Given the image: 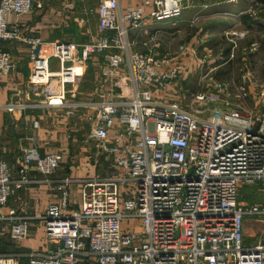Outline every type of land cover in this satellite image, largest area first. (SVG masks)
<instances>
[{"label": "built area", "instance_id": "built-area-1", "mask_svg": "<svg viewBox=\"0 0 264 264\" xmlns=\"http://www.w3.org/2000/svg\"><path fill=\"white\" fill-rule=\"evenodd\" d=\"M189 1L133 0L134 7L124 9L122 0H100L99 35L86 42L24 35L7 15L33 11L36 0L0 1V41L27 43L32 94L27 100L15 96L2 107L9 112L50 107L70 117L82 113L88 140L116 168L106 178L58 180L59 195L44 213L31 216L8 203L34 183L33 169L55 174L62 153L42 156L24 145L13 162L0 157V243L7 235L27 238L32 220L45 226L44 247L27 255L28 264H264V203L239 200L244 184H264V85L254 114L216 107L203 117L177 100L156 96L172 93L183 80L175 60L187 46L173 55L153 40L138 51L131 38L143 26L179 19ZM99 56L104 62L97 91L79 98L67 84L82 80L84 65ZM14 67L12 53L0 49V73ZM249 89L245 75L238 96H248ZM72 184L81 186L78 207L71 201ZM255 221L258 240L250 242L246 227ZM15 260L0 255V264Z\"/></svg>", "mask_w": 264, "mask_h": 264}, {"label": "crops", "instance_id": "crops-1", "mask_svg": "<svg viewBox=\"0 0 264 264\" xmlns=\"http://www.w3.org/2000/svg\"><path fill=\"white\" fill-rule=\"evenodd\" d=\"M99 1L36 0L33 11L22 14L9 13L7 22L11 25H19L24 35L38 36L49 42L58 40L86 42L96 39L99 35L96 11ZM122 7L132 9L133 0H122ZM222 9L227 8L212 9L211 7L208 11L212 15L215 13L219 15L225 12L220 11ZM252 10H254L253 13H251ZM191 11L186 8L182 17L174 22L180 19L187 20L192 13L199 14L200 20L205 18L202 15L203 9ZM230 11L232 14L242 13L237 5ZM256 11L257 9L252 6L247 9L251 17L257 15ZM157 25V23L150 24V27H145V32H149L153 27L149 32L153 39L151 37L150 39L161 43L160 29L153 32L154 26ZM166 33L169 32L166 31ZM0 49L10 51L15 63L10 73H0V157L13 162L19 148L24 145L36 147L42 156L49 152H61L63 155L60 168L51 176L40 174L35 169L30 171L29 177L34 180V183L21 189L8 203V206L16 207L20 214L34 216L44 213L49 203L59 195L56 190L58 180L65 177L82 180L100 178L96 175L97 168H102L103 165L109 167V160L104 153L95 148L94 144L93 148L96 149L97 157L93 158L88 154L91 147H87L85 143L88 141L89 129L82 113L70 117L66 116L62 110L50 107L29 108L15 112H9L2 107L15 96L27 100L32 97V94L28 91V77L31 69L28 62L27 43L24 40L0 41ZM103 62V57L100 56L90 59L84 65L85 72L82 80L67 84V88L79 98L92 97L97 91V74ZM53 71L57 72L58 69ZM57 81V79L53 81L54 86L58 85ZM156 94L159 98L173 101V97H169L170 93L157 92ZM85 129L86 134H83ZM80 188L79 184L71 186V201L74 207L80 204ZM253 224L255 227L258 226V222ZM45 240L44 223L32 220L27 238L14 240L8 235L3 238L0 243V255L15 258V264H28L27 255L42 249Z\"/></svg>", "mask_w": 264, "mask_h": 264}, {"label": "rangeland", "instance_id": "rangeland-1", "mask_svg": "<svg viewBox=\"0 0 264 264\" xmlns=\"http://www.w3.org/2000/svg\"><path fill=\"white\" fill-rule=\"evenodd\" d=\"M189 2L188 8L192 10L191 12L203 9L202 15L205 18L200 20L199 14L192 13L187 20L161 22L154 26L153 32L160 29L161 52H170L175 55L181 45L188 48L185 54L175 60L181 64L184 77L179 85L172 89L169 97L179 101L185 108L200 111L199 114L203 117H209L212 109L216 107L226 111L236 110L245 116L254 114L258 109L259 87L261 84L264 85V0H238L237 2L190 0ZM236 5L242 13H230V9ZM251 6L257 9V15L253 17L247 12ZM211 7L227 9L220 10L225 12L219 15L217 13L212 15L208 11ZM227 11L229 13H226ZM240 20L241 23H239ZM142 28L131 34V38L136 40L135 49L138 51H146L153 44L149 35L153 27L149 32H145L146 28L145 30ZM240 29L245 30L247 34L239 36ZM51 68L53 70L59 68L56 59L51 61ZM245 75L250 92L246 97H239L240 85ZM224 87L227 90L222 89ZM202 95L203 98H198ZM83 131L82 133L86 134V129ZM85 144L91 147L88 154L93 158L97 157L93 141L88 140ZM115 172V165L110 160L109 167L107 165L98 167L96 175L106 178ZM258 184H244L239 200L264 203V192L261 190L264 184L262 181ZM246 228L247 240L256 242L259 223L257 227L249 223ZM261 237L264 238V235Z\"/></svg>", "mask_w": 264, "mask_h": 264}, {"label": "bare ground", "instance_id": "bare-ground-1", "mask_svg": "<svg viewBox=\"0 0 264 264\" xmlns=\"http://www.w3.org/2000/svg\"><path fill=\"white\" fill-rule=\"evenodd\" d=\"M80 70V69H79Z\"/></svg>", "mask_w": 264, "mask_h": 264}]
</instances>
